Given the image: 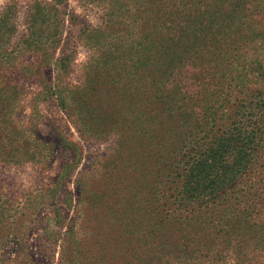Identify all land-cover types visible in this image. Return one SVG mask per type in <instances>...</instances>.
Masks as SVG:
<instances>
[{
	"label": "trees",
	"instance_id": "1",
	"mask_svg": "<svg viewBox=\"0 0 264 264\" xmlns=\"http://www.w3.org/2000/svg\"><path fill=\"white\" fill-rule=\"evenodd\" d=\"M64 1L44 6L35 1L20 36L22 49L29 48L43 22L48 63L62 73L70 67V55L54 56L61 38L55 5ZM96 1L99 22L83 25L78 34L86 50L82 78L64 88L57 80L48 86L80 132L127 134L128 154L117 153L108 175L116 196L109 202L103 192H86L83 202L95 215L96 231L124 232L125 250L135 261L130 264H201V258L221 252L238 236L239 225L256 226L245 220L257 211L249 195L261 194L264 183L234 189L241 181L264 177V91L245 89L238 98L228 75L239 46L264 36V24L256 25L252 17L258 5L254 0ZM14 31L13 15L2 6L0 43ZM224 62L226 68L219 70ZM16 72L27 73L23 67ZM20 89L24 95L21 84L0 79V98ZM97 98H125L128 120L118 121L116 107L108 113ZM19 105L0 100V162L14 166L40 161L52 148L32 135L31 112L24 121L14 118ZM215 206L216 216H207ZM4 216L0 208V222ZM74 226L67 221L57 238L59 264H69L79 246Z\"/></svg>",
	"mask_w": 264,
	"mask_h": 264
},
{
	"label": "rangeland",
	"instance_id": "2",
	"mask_svg": "<svg viewBox=\"0 0 264 264\" xmlns=\"http://www.w3.org/2000/svg\"><path fill=\"white\" fill-rule=\"evenodd\" d=\"M35 1L44 6L43 3L49 0H0V11L4 6L13 15L15 26L10 40L0 43V79L19 83L25 91L24 95H19L22 89L18 94L9 90L5 98L0 100L10 104V107L20 104L14 115L20 121L26 120L31 112L34 118L32 135L51 143L52 148L45 152L46 157L34 163L25 162L14 166L0 162V208L5 214L0 228H8L0 233V262L59 264L62 255L57 238L66 229L67 221H71L75 224L74 238H78L79 246L74 247L75 254L69 264H130L135 261L125 250L124 232L103 227L96 231L95 215L83 202L86 192H94L96 196L103 192L111 197L109 202L116 196L109 189L113 177L108 178V175L117 153L121 152L123 158L128 154L127 134L122 131L101 134L80 132L67 111L56 104L48 90L49 84L56 80L64 88L68 84L78 83L82 78L86 50L78 34L83 25L99 22L100 3L96 0H65L55 5L61 23V38L54 56H58L59 52L70 55V67L62 73L48 63L49 52L45 43L47 29L43 22L35 27L31 35L32 46L22 49L20 36L33 16ZM254 1L258 6L252 17L256 25L264 24V0ZM237 59L232 66V74L228 76L232 88L233 85L234 88L238 87V98L245 89L264 91V79L259 75L264 74V36L260 41L239 46ZM20 67L27 73L18 74L16 69ZM217 68L224 70L225 62L217 65ZM194 78L198 84V75ZM198 87L205 88L202 85ZM231 97L230 93L227 98ZM124 99L97 98L100 103H104L103 108L108 113L116 107L118 121L128 120ZM120 164L123 166L124 162ZM252 183L254 186L263 185L264 177L256 176L250 181H241L234 190H243ZM260 193L249 195V199L254 200L250 203H256V213L254 210L252 214L247 211L248 217L247 212L238 214V220L246 215L245 220H250L256 226L240 229L239 225L238 236L226 244L221 252L201 258V264H264V188ZM238 198L241 204L246 203L241 194H238ZM218 208L213 207L206 213L209 214L207 216H216ZM8 221L10 224H4ZM8 232L11 237L8 235L5 238ZM86 234L92 239L85 238ZM258 235L260 239H257ZM65 251L69 252L68 246Z\"/></svg>",
	"mask_w": 264,
	"mask_h": 264
}]
</instances>
